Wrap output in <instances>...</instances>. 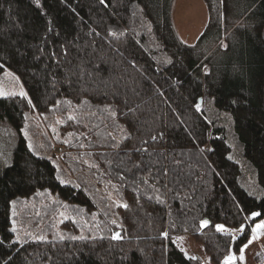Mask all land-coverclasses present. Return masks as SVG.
<instances>
[{"label": "trees", "instance_id": "1", "mask_svg": "<svg viewBox=\"0 0 264 264\" xmlns=\"http://www.w3.org/2000/svg\"><path fill=\"white\" fill-rule=\"evenodd\" d=\"M203 1L188 45L173 0H0V77L25 91L0 95L18 136L0 174V264H199L181 235L212 264L239 253L264 218V0ZM24 199L38 222L50 204L65 214L63 231L27 228L23 208L17 235Z\"/></svg>", "mask_w": 264, "mask_h": 264}, {"label": "rangeland", "instance_id": "2", "mask_svg": "<svg viewBox=\"0 0 264 264\" xmlns=\"http://www.w3.org/2000/svg\"><path fill=\"white\" fill-rule=\"evenodd\" d=\"M208 9L203 0H173L171 8V22L174 31L179 38L185 44L193 45L199 35L204 31L208 23ZM24 93V88L16 77L8 70L0 77V95L1 97L15 94L20 95ZM38 132V131H36ZM33 136V135H32ZM17 132L7 122L0 121V174L1 172L11 165L12 154L17 143ZM30 137V133H29ZM33 139L32 137H30ZM40 139L39 137H36ZM42 145L41 141L38 143V148ZM55 156L61 158L64 154V150L59 146H55L52 149ZM50 201H54V197L51 195ZM45 204V203H44ZM22 208L18 210L17 219L12 218V227L17 230V235H22L24 231H21V211L23 208L34 210V215H31L28 222H25L27 228H34L37 232L43 230L44 226L50 224L51 220L54 221L53 229L57 232L63 231V225L67 224V217L65 214L60 213L57 217H53L55 207L49 205L47 207L52 208V212L49 218H46L43 222L40 220L41 208L35 207L30 199L22 200ZM16 213V214H17ZM35 222H38L37 225ZM264 223V218L256 222L250 232L247 242L242 246L243 251H239L238 254L230 252L221 262L225 264L228 257L231 260L228 264H264V228H256V225ZM241 228L232 229L224 226V232H230L234 237H237L242 232ZM253 229H256L253 232ZM45 230V229H44ZM35 235L36 233H32ZM176 245L183 251V253L197 261L199 264H212L209 260L208 254L204 251L203 246L197 243L189 235H181L175 237ZM251 241V242H249ZM247 245V247H245Z\"/></svg>", "mask_w": 264, "mask_h": 264}, {"label": "snow or ice", "instance_id": "3", "mask_svg": "<svg viewBox=\"0 0 264 264\" xmlns=\"http://www.w3.org/2000/svg\"><path fill=\"white\" fill-rule=\"evenodd\" d=\"M101 2L103 3L104 2V0H101ZM20 95H24V93H20ZM199 107V105H197V108ZM115 113H113V115H114ZM153 139H155V137H153ZM251 215H252V217H257V216H259L260 215V213H257V212H252L251 213ZM204 225H207L209 222L207 221V220H205V221H203L202 222ZM256 228L257 229H259V228H264V223H262V224H258V225H256ZM217 229L218 230H223L224 229V226L223 225H217ZM14 230V229H13ZM241 231H243V226L241 227V229H240ZM256 231V229H253V232H255ZM166 235V234H165ZM114 238H120L119 237V234L117 233L115 236H114ZM249 242H251V241H249ZM245 247H247V245H245ZM241 251H243V249H241ZM231 260V257H228L227 259H226V261H225V264H228V262Z\"/></svg>", "mask_w": 264, "mask_h": 264}]
</instances>
